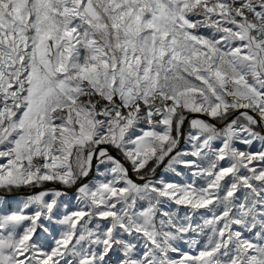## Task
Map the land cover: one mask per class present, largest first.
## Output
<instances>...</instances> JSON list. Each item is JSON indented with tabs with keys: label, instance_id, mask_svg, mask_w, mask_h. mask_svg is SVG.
Masks as SVG:
<instances>
[{
	"label": "snow or ice",
	"instance_id": "1",
	"mask_svg": "<svg viewBox=\"0 0 264 264\" xmlns=\"http://www.w3.org/2000/svg\"><path fill=\"white\" fill-rule=\"evenodd\" d=\"M0 264H264V0H0Z\"/></svg>",
	"mask_w": 264,
	"mask_h": 264
},
{
	"label": "rangeland",
	"instance_id": "2",
	"mask_svg": "<svg viewBox=\"0 0 264 264\" xmlns=\"http://www.w3.org/2000/svg\"><path fill=\"white\" fill-rule=\"evenodd\" d=\"M49 187H51V185H49ZM51 240H52V238L47 236V234H42V242L51 243ZM183 247L187 248V245H183Z\"/></svg>",
	"mask_w": 264,
	"mask_h": 264
}]
</instances>
